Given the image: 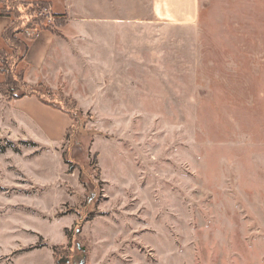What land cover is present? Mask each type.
<instances>
[{
  "label": "rangeland",
  "instance_id": "374dc122",
  "mask_svg": "<svg viewBox=\"0 0 264 264\" xmlns=\"http://www.w3.org/2000/svg\"><path fill=\"white\" fill-rule=\"evenodd\" d=\"M69 1L40 71L2 46L0 264H264V0Z\"/></svg>",
  "mask_w": 264,
  "mask_h": 264
},
{
  "label": "trees",
  "instance_id": "16d2710c",
  "mask_svg": "<svg viewBox=\"0 0 264 264\" xmlns=\"http://www.w3.org/2000/svg\"><path fill=\"white\" fill-rule=\"evenodd\" d=\"M2 3L0 6V16H5L10 18V24L4 29L2 33V40L0 43V54L5 52L2 48L3 44L10 46L13 50V56L16 55V52L19 47H23V52L21 54L20 60H24L26 54L30 48V43L36 38L38 33L41 30H50L54 33L60 34L57 29L56 22H50L45 16L44 10L50 9L51 4L48 1H29V0H0ZM66 13L52 12V15L55 17V20H61ZM63 25V24H62ZM64 26V25H63ZM19 34H25L26 40H22L18 37ZM22 75H19L21 77ZM36 86L29 85L28 89L24 93L16 95L11 93L9 95L10 100L21 98L26 95H37L43 102L51 104L54 106L55 99L49 98L45 99L46 94H51V89L47 87V92H42L41 89L35 88ZM39 87H43V84L40 83ZM15 86L11 85L10 91H14ZM6 95V93H3ZM59 101V100H58ZM61 102V101H59ZM58 109L63 110L68 113L71 112L70 107L67 104H62ZM37 145V143H33ZM4 149V148H3ZM66 163H70L66 161ZM39 246H34L37 248ZM58 246H53L54 251L56 252Z\"/></svg>",
  "mask_w": 264,
  "mask_h": 264
},
{
  "label": "crops",
  "instance_id": "0c3cea01",
  "mask_svg": "<svg viewBox=\"0 0 264 264\" xmlns=\"http://www.w3.org/2000/svg\"><path fill=\"white\" fill-rule=\"evenodd\" d=\"M29 1H37V0H29ZM42 1L50 2L51 9L53 12L66 13L71 18L69 0H61L60 9H56L55 4L52 0H42ZM159 1L161 2L160 4ZM198 2H199L198 0H154V4H155L154 13L157 17L158 16L160 17L159 13L161 12L162 15H164V17H168L167 19L192 18L198 14V10H199ZM72 22L73 20L70 21V23ZM9 24H10L9 18L0 17V43L2 40L1 34ZM62 36L64 35L54 33L50 30H41L38 33L36 38L30 43V48L25 57V63L30 67V69L35 71H40L46 65L48 58L52 53V50L56 46H59L60 43H62L63 41ZM14 253H16V255H19L26 252L18 251Z\"/></svg>",
  "mask_w": 264,
  "mask_h": 264
},
{
  "label": "built area",
  "instance_id": "2783aa9c",
  "mask_svg": "<svg viewBox=\"0 0 264 264\" xmlns=\"http://www.w3.org/2000/svg\"><path fill=\"white\" fill-rule=\"evenodd\" d=\"M50 18L52 19V17L50 16Z\"/></svg>",
  "mask_w": 264,
  "mask_h": 264
}]
</instances>
